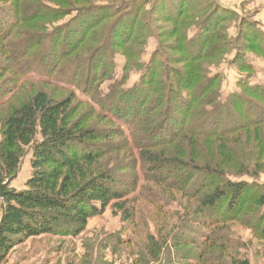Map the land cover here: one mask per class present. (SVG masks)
Returning a JSON list of instances; mask_svg holds the SVG:
<instances>
[{"label": "trees", "instance_id": "16d2710c", "mask_svg": "<svg viewBox=\"0 0 264 264\" xmlns=\"http://www.w3.org/2000/svg\"><path fill=\"white\" fill-rule=\"evenodd\" d=\"M31 1L0 0V42L5 58L17 61L16 63L24 60V66L18 69L21 76L34 68V65V69L38 68L41 62L37 65L36 59L40 61L43 58L36 54L29 55L30 50L35 48V43L27 46L25 31L19 43L13 42L11 39L14 27L24 22L27 25L33 23L37 29L45 30V25L51 23L50 19L55 21L66 17H71L70 21L56 30L59 36L62 34L63 38L72 39L73 42L67 46L62 43L59 51L51 48L48 43L47 48L41 52L54 58L55 51L60 55L54 60L55 65H51V78L56 74L63 75V58L68 57L70 51L77 48L81 50L83 44L89 47L84 51L86 62L92 60L94 55L97 57L98 52L94 49L97 45L101 48L106 45L115 50L122 48L125 62L122 68L124 83L115 81L117 93L104 97V102L113 109L103 107L98 113L102 119L111 120L113 113L115 118L126 121L124 123L111 120L124 126L120 125L118 133L115 132L114 135L122 136L125 140L131 137L132 143L127 147L131 152H134L133 149L138 151L137 156L146 166L151 181L157 185H165L167 181L164 176L152 175L158 172L163 174V171L177 173L179 181L171 183L170 187L197 204L195 208H189L192 213L188 211L187 214L184 210L186 214L182 216L175 214L176 219L171 225L169 236L162 237L161 232L155 230V234L149 233L141 238V245L135 243L140 246L143 254L142 259L135 256L134 264H157L165 257L167 248L175 249L174 254H170L179 264H218L220 260L216 256L225 257L230 264H249L247 259L239 258L238 254L233 253L226 243H221L225 241V236L220 232L238 224L251 229L257 240L264 241V186L256 180L264 170V161L259 157L257 161L253 157L254 153L247 152L249 149L243 147L238 151L235 144L219 137L234 135L238 139L241 130L260 124V118H248L258 109L253 99L264 101V86L252 87L248 83L240 82L239 85L243 87L241 93L234 92L222 102L214 87L217 75L210 71L206 74L204 68L199 66V62L206 57V50L209 56L215 58L220 52V48L212 47L210 41L217 26L216 22L221 17L219 7L209 0L190 6L182 4L177 8L176 15L168 17L167 22H172L174 34L178 32L183 44L190 47L200 42V47L196 50L193 46L184 49L188 56L184 61L185 69L173 68L170 58L158 61L161 55L157 52L151 55L150 63L139 69V58L134 53L133 43L136 42L137 23L140 24L141 20L138 22V13L130 10L143 11L149 0H130L128 3L123 0V9L119 0H85L89 3L81 6L70 0H58L65 7L55 5L58 9H51L48 16H43L47 8L38 0L33 2L40 8L28 6ZM99 1L107 4H93ZM5 4H10V7H5ZM158 5L163 6L164 2H159L156 6ZM209 7L212 9L206 12ZM163 16L167 14L163 13ZM198 17L199 23L195 24L199 28L198 33L195 39H189L186 36V25ZM161 19L162 16L156 18L151 25L143 23L144 33L139 31L138 39L156 37V22ZM108 21L109 24L99 31ZM97 28L99 34L91 31ZM145 29L149 33H145ZM245 34V43L251 45V48L247 46L242 51H257L264 57V47H253V44L258 46L256 42L260 34ZM51 37L53 38L52 35ZM259 44H264L263 39ZM15 45L19 46L16 50L13 49ZM245 54L238 51V58L235 56L234 60L241 65L242 61L246 62ZM98 66L102 65L94 64L95 69ZM135 67L140 71V77L132 88L126 89L124 85ZM242 69L252 71V66L245 63V67L238 68L239 71ZM107 70L110 75L114 72L112 66H107ZM55 80L70 88L68 79ZM82 87L87 88V97L91 99L94 88L87 85ZM243 91L251 94V99ZM14 94L10 95L9 92V98L0 100V106ZM75 98L77 97L73 91H70L65 99L51 101L45 92L38 91L24 103L13 107L0 120V264L5 262L16 245L26 240L55 234L80 235L85 231L91 217L102 215L110 203L125 198L126 191L115 190L110 169L104 168L100 161L107 152L102 149L101 132L82 123L76 125L71 122V105ZM112 98L116 101H112ZM96 107L99 108L97 104ZM259 114L264 115V112ZM171 121L180 125L176 131L170 132ZM193 137L218 138L219 144L224 146L221 147L224 157L217 158V149L214 157L203 159L202 155H206V152L202 150V142L190 139ZM261 138L263 137L260 136L259 139ZM242 143L243 140L240 144ZM261 145V151L264 152V144ZM169 146L175 149H161ZM27 148L31 150L32 173L24 188L17 190L10 184L16 178ZM167 152H170L168 157L165 154ZM198 156L200 160L195 159ZM229 163L233 169H230ZM244 177L254 181L248 182L243 180ZM233 178L240 181H233ZM114 207L124 221L133 223L135 212L132 208L126 207L125 203H115ZM129 243L131 242L128 238L125 240L113 235L109 237L107 246L112 251H117ZM182 249L195 250V260L189 261L187 255L180 254ZM73 262L74 260L67 264H74Z\"/></svg>", "mask_w": 264, "mask_h": 264}, {"label": "rangeland", "instance_id": "374dc122", "mask_svg": "<svg viewBox=\"0 0 264 264\" xmlns=\"http://www.w3.org/2000/svg\"><path fill=\"white\" fill-rule=\"evenodd\" d=\"M38 1L42 6L47 8L44 10L46 14L44 12L43 16L50 15L51 9H58L55 5L65 7V5L58 0ZM70 1H73L72 3L78 6L87 5L89 3L85 2V0ZM136 1L141 2L143 0ZM209 1L215 3L219 7L218 11L221 14L220 19L216 22V29L213 35L210 36L212 47L220 48V52L215 58L209 56L208 50L205 49L206 57H204L203 61L199 62V66L204 68L206 74L210 71L211 74L217 75L214 87L218 90V99L224 102L230 94L234 92L241 93L243 87L239 85L240 82L248 83L252 87L256 85L264 86V57L257 51H242L249 46L245 43L247 37L245 33L250 32H253L255 35L260 34V38L258 42H256L258 46L253 44V47L257 49L264 47V44H259V41L262 39L264 42V38H262V35L264 36V0ZM124 2L128 3L130 0H125ZM159 2H164V5L156 6ZM205 2L206 0H149V3L145 6L143 11L130 10L131 12L138 13V22L141 20L140 24L137 23V32L135 34L136 42L133 43L134 53H136V56L139 58L138 63L136 61L137 67L140 69L142 65L144 67V65L150 63L152 60L151 55L157 52L161 55L158 61H162L163 59L165 61L167 58H170V64L173 68L185 69L186 65L184 61L188 59V56L184 49H190L193 46L196 50L200 47V42H196L190 47L186 43L183 44L178 36V32L174 34L172 22H167V20L168 17L170 18L176 15L175 12L177 8L179 9L182 4L190 6L191 4H203ZM29 3L28 6H38L33 0ZM93 4L103 5L107 3L105 1H99ZM119 4L123 9V0H119ZM5 5V7H10V4ZM38 7L40 8V6ZM211 9V7L207 8L206 12H209ZM163 13H166L167 16H163ZM161 16L162 19L160 22L155 21L158 26V28H156V37L149 36L138 39L140 38L138 32L140 31L141 33L142 31V34L144 33L143 23H150L151 25L156 18H160ZM199 17L200 19L202 18V16ZM199 17L198 19H192L188 25H186V36L189 39H195L198 33L199 28L198 26L196 27L195 24L199 23ZM70 19L71 17L55 21L50 19L49 21L51 23L45 25V30L37 29L33 23L32 25L34 27L24 22L18 23L14 27V35L11 40L19 43L23 39L22 35H24L25 31L27 33V46L30 47L32 43H35V48L32 51L30 50L29 55L36 54L37 57L43 58L40 61L38 58L36 59L37 65L41 62L38 68L34 69L36 67V65H34V68L24 72L25 74L23 76L19 75L18 69L24 66V60H21V63H16L17 61L5 58L2 52L3 45L0 42V100H7L9 98V92L10 95L15 93L4 105L0 106V120L2 121L9 114L13 107L24 103L38 91L45 92L51 101L63 100L69 96L70 91H73L77 98L73 100L71 105V122L76 125L82 123L86 127L95 128L101 132L102 138H100V142L102 144V149H106L107 152L100 161L104 168L110 169V175L113 178V187L115 190L126 191L124 194L125 198L119 202L110 203L102 215L91 217L85 231L80 235L66 236L65 234H55L26 240L16 245L10 251L3 264H67L72 260H74V264H134L133 260L135 256L142 259L143 254L140 246L135 243L141 245L143 243L141 238H144V236L149 233L155 234V230L160 231L162 237L169 236L172 229L171 225L174 223V219H176L175 214L182 216L185 213L184 210H186L187 214L188 211L192 213V210H189V208H195L197 206L195 202L192 203L186 196L170 187L171 183H178L177 173L163 171V174L158 172L152 175V177L156 174L164 176L167 181L165 185H157L150 180L149 173L146 171V166L137 156L138 151L133 149L134 152H131L127 147L128 144L132 143L131 137L125 140L122 136L119 137L118 135H114L115 132L118 133L117 129L121 128L120 125L123 126L122 124H118V122L126 123L125 120L115 118L112 113L110 119H116V121H118L117 123H113L111 120L102 119L98 113L99 110H103L101 109L103 107L108 110L113 109L108 103L104 102V97L117 93L118 90H115V81L117 83H124L122 68L125 62L123 56L124 50L122 48L115 50L106 45L101 48L96 44L97 46L94 47V49L98 52L97 57L94 55L92 60L86 62L87 56H84V51L89 47L87 44H83L84 46L81 50L77 48L75 51H70L71 54L63 58L61 63L62 68L65 70L63 75L58 76V74H56L51 78L53 73L51 68L55 65L54 60L56 57L60 56L57 51L61 49V44L63 43L67 46L73 42L72 39L63 38L64 35L62 37V34L59 36L56 29L63 27ZM108 24L109 21L102 28H99V31L104 29ZM148 29H145V33H149ZM91 31L99 34L98 28L97 30ZM151 31L152 30H150V32ZM48 43L51 44V48L57 50L54 52V54H56L55 58L52 55L47 56L46 52L41 54V52L47 48L46 46H48ZM91 47L93 48V46ZM249 47L251 48V45ZM17 48H19L18 45L13 47L14 50ZM88 51L91 52V49ZM238 51L246 53V62L242 61L241 65L239 61L234 60L235 56L236 59L238 58V55H236ZM14 63L16 65H14ZM245 63L252 66V71H246L245 69L241 71L238 70L240 66L245 67ZM52 64L53 66L51 67ZM94 64H101L102 66H98L99 68L95 69ZM107 66H112L114 68V72L111 75L108 73ZM101 70L104 72L101 73ZM139 77L140 71H137L135 67L129 74L124 88H132ZM58 78L68 79L70 88L58 83V81L55 80ZM82 85L94 88V94L91 99L89 96L87 97V88L82 87ZM12 87L14 88L12 89ZM247 96L251 99V94H247ZM112 101H116L115 98H112ZM253 101L258 109L256 108V113L251 116L249 115L248 119L254 117L260 118V120H262L259 122L260 124L258 123L259 125L241 130L238 134V136H240L238 139L234 135H225L219 138H223V140H228L235 144L236 150L238 151L243 147H245L246 150L249 149L247 152L254 153L255 156L253 157H255L256 160L259 157L264 161V152L261 151V144H264V115L259 114L264 112V101L255 98ZM95 103L99 108L96 107ZM171 124L172 127H170V129L172 131L169 130L170 132L176 131L178 129L177 127L180 126L172 121ZM240 124L242 126L244 125L243 123ZM108 136L109 138L103 141V139ZM244 136L245 138H243ZM260 136L263 138L259 139ZM190 139H198L202 142V146L204 147L202 150L206 152V155H202L203 159L214 157V151L217 149V158L224 157L222 154L223 150L221 151V147L224 146L221 143L219 144L218 138L209 139L205 137H193ZM239 139H242L244 143L240 144L242 140ZM221 141L222 139H220V142ZM191 142L192 140L189 143ZM161 149L174 150L175 148L169 146ZM161 149L159 151H161ZM165 154L167 157L170 156V152ZM30 157L31 150L27 148L16 178L10 184L12 188L17 190L24 188L25 182L32 173ZM195 159L200 160V157L198 156ZM230 169H233L231 165ZM232 180L240 181V179L234 178ZM243 180L248 182L254 181V179H249L247 177H244ZM256 180L264 186V170L259 174ZM115 203H125L126 207L134 210L135 219L133 223L129 224L122 219L123 216L120 212L117 213L115 210ZM1 210L2 201L0 200V216ZM220 233H223L222 235L225 236V241H221V243H226L233 253L238 254L239 258L247 259L249 264H264V241L257 240L251 229L233 224L230 229ZM113 235H118L125 238V240L128 238L131 243L117 251H112L107 246V242L109 237ZM137 246L138 250H136ZM173 250L167 248L165 257L157 264H179L177 260L172 257V254H174ZM180 254L187 255L189 261H194L196 258V253L193 249H182ZM216 258L220 260L218 264H230L223 256H216Z\"/></svg>", "mask_w": 264, "mask_h": 264}]
</instances>
